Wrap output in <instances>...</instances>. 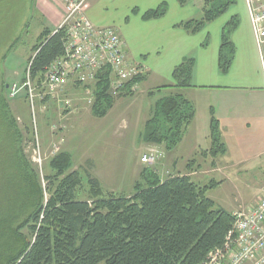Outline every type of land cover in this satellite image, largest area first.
<instances>
[{
	"label": "trees",
	"instance_id": "16d2710c",
	"mask_svg": "<svg viewBox=\"0 0 264 264\" xmlns=\"http://www.w3.org/2000/svg\"><path fill=\"white\" fill-rule=\"evenodd\" d=\"M178 1L184 6L191 0ZM237 1L206 0L201 20L178 26L198 33ZM167 11V4H162L143 18L158 19ZM237 25L231 21L223 35L219 60L224 74L235 60L230 35ZM65 42V31L46 29L42 33L29 60L34 76H42L62 57ZM193 68L191 59L176 67L175 84L168 88L192 87ZM144 78L129 83L115 98L110 93V73L101 72L93 86V116L104 119L118 99L134 97L131 88ZM195 116L194 105L181 93L159 99L145 125L144 141L164 145L171 152L182 142ZM220 129L212 110L215 155L226 152ZM25 138L4 86L0 93V264H205L211 253L225 247L235 227L234 213L216 207L207 197L218 183L200 186L188 175L164 180L150 168L141 172L130 196L104 192L92 178L89 199H81L83 178L73 171V157L67 151L48 163L46 197L38 169L25 152Z\"/></svg>",
	"mask_w": 264,
	"mask_h": 264
},
{
	"label": "crops",
	"instance_id": "0c3cea01",
	"mask_svg": "<svg viewBox=\"0 0 264 264\" xmlns=\"http://www.w3.org/2000/svg\"><path fill=\"white\" fill-rule=\"evenodd\" d=\"M205 2L191 0L182 6L178 0H98L88 11H85L84 6L93 24L118 30L125 42L129 60L145 68V78L140 87L151 84L156 77L169 81L172 86L175 84V68L187 59L194 61L192 87L182 89V95L194 105L196 116L177 147L184 148L186 152L188 150L189 157L186 161L179 153L172 154V167L176 170L174 175H188L200 186L206 176L225 173L226 167L217 161L219 156L225 157L228 154L225 133H231L238 141L250 140L243 134L254 131L264 146V44L260 46L257 43L246 0L237 1L240 6L230 7L198 33H190L178 26L183 22L201 20L204 17ZM162 4L168 6L163 17L152 20L143 18ZM36 5L43 16L44 28L54 32L66 16L65 1L37 0ZM233 20L238 23L230 35L236 55L229 73L224 74L220 69V51L224 32ZM79 86H69L64 96L76 91ZM140 87L134 93V98H122L116 102L115 107L118 104L119 107H131L135 101L140 103L154 97L153 89L144 88L141 91ZM128 100L131 102H126ZM155 104L151 105L149 118L144 125L151 118ZM212 110L220 122L221 142L226 148L225 153L218 155L212 152ZM245 144L251 143L246 141ZM259 155H264V152L259 151ZM197 158H200V162H196ZM202 162L210 165L209 169L203 168ZM198 176L201 179L195 178ZM236 210L227 211L235 213Z\"/></svg>",
	"mask_w": 264,
	"mask_h": 264
},
{
	"label": "rangeland",
	"instance_id": "374dc122",
	"mask_svg": "<svg viewBox=\"0 0 264 264\" xmlns=\"http://www.w3.org/2000/svg\"><path fill=\"white\" fill-rule=\"evenodd\" d=\"M97 1L86 0L85 11ZM36 4L37 0H0V93L3 87L7 86L10 109L26 137L24 148L29 138L30 110L25 98L17 100L10 98L9 85L21 82L28 62L33 56V48L47 29L44 28L43 16ZM238 4L232 5L231 8L240 6ZM93 86L94 83L81 85L76 91L67 94L66 98L72 100L71 109H64L57 101L50 100L47 114H41V129L46 151H50L52 142L51 128L54 125L58 128L65 127L66 144L62 152L71 153L73 171H79L83 178L79 197L89 199L91 187L89 180L92 178L98 180L104 192L130 196L134 193V186L145 168L155 169L164 180L174 175L176 170L172 167V154L179 153L187 161L188 150L186 152L182 147L183 149H174L172 153L168 152L164 145L144 141L143 134L151 105L170 94H182V90L168 88L171 86L169 81L156 77L151 84L140 87L141 91L144 88L153 89L154 97L149 99L145 97L147 101L143 100L140 103L135 101L131 107L125 105L119 107L118 104L107 117L99 119L91 112L90 98L93 95ZM164 87L167 88L163 89ZM126 102L130 103L131 100ZM243 135L248 136L250 140L238 139L240 141L238 142L231 133H225L228 154L217 159L222 167H226L225 173H214L206 177L204 175L203 178L206 180L201 181L202 186L218 183L208 191L207 197L215 202L216 207L226 210L237 209L235 212L245 211L255 205L264 192V155L257 156L259 151L264 152L262 140H259L254 131ZM246 141L251 144L246 145ZM152 152L158 156L157 162L154 165L141 163L142 156ZM200 158H197L196 162H200ZM48 163L44 166L43 175L37 170L46 197L49 195L44 176L51 172ZM202 164L203 168L209 169L210 165L203 162ZM195 178L199 180L201 176Z\"/></svg>",
	"mask_w": 264,
	"mask_h": 264
},
{
	"label": "built area",
	"instance_id": "2783aa9c",
	"mask_svg": "<svg viewBox=\"0 0 264 264\" xmlns=\"http://www.w3.org/2000/svg\"><path fill=\"white\" fill-rule=\"evenodd\" d=\"M66 16L54 33L65 31L66 42L62 57L54 61L45 73L36 77L33 61L27 65L21 82L9 85L12 100L25 98L30 110L29 138L25 152L41 175L44 166L56 158L66 144L65 127L51 129L50 151H46L41 129V114L48 112L50 100L64 109L72 108V100L64 96L71 85L97 82L101 72L110 73V93L118 98L127 85L145 76V68L129 60L126 45L118 30L98 27L87 17L86 0H64ZM257 43L264 44V0H246ZM136 82L131 91L139 90ZM94 96L90 98L91 105ZM62 114V112H61ZM20 122L22 120L20 119ZM158 156L152 152L142 157V163L154 165ZM236 223L225 247L217 250L205 264H264V192L258 203L245 211L234 213Z\"/></svg>",
	"mask_w": 264,
	"mask_h": 264
}]
</instances>
